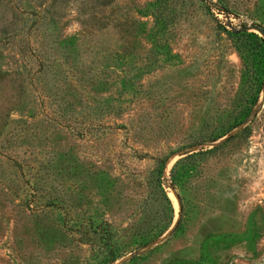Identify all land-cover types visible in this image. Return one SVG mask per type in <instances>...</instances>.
<instances>
[{"label":"rangeland","instance_id":"374dc122","mask_svg":"<svg viewBox=\"0 0 264 264\" xmlns=\"http://www.w3.org/2000/svg\"><path fill=\"white\" fill-rule=\"evenodd\" d=\"M251 23L264 0H0V264H264Z\"/></svg>","mask_w":264,"mask_h":264},{"label":"water","instance_id":"95a60500","mask_svg":"<svg viewBox=\"0 0 264 264\" xmlns=\"http://www.w3.org/2000/svg\"><path fill=\"white\" fill-rule=\"evenodd\" d=\"M249 29H255L258 30L263 36H264V28L255 24V23H251L246 27H243V30H249ZM250 119V117H248L245 122H247Z\"/></svg>","mask_w":264,"mask_h":264}]
</instances>
